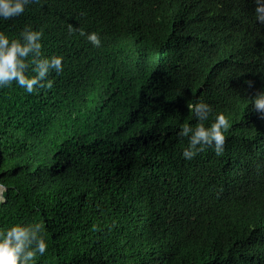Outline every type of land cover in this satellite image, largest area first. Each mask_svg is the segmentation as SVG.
<instances>
[{
	"label": "trees",
	"instance_id": "trees-1",
	"mask_svg": "<svg viewBox=\"0 0 264 264\" xmlns=\"http://www.w3.org/2000/svg\"><path fill=\"white\" fill-rule=\"evenodd\" d=\"M255 0H33L0 20L62 55L52 87L0 88V229L43 225L37 264H264V24ZM69 25L75 31L69 32ZM79 29L98 32L94 47ZM244 67L242 74H236ZM229 120L182 156L187 104ZM1 192V191H0Z\"/></svg>",
	"mask_w": 264,
	"mask_h": 264
},
{
	"label": "clouds",
	"instance_id": "clouds-1",
	"mask_svg": "<svg viewBox=\"0 0 264 264\" xmlns=\"http://www.w3.org/2000/svg\"><path fill=\"white\" fill-rule=\"evenodd\" d=\"M33 0H0V20L19 17L25 12L26 6ZM255 18L264 24V0H255ZM69 25V32L75 31ZM79 34L85 36L94 47L101 46L98 32H85L79 29ZM43 31L25 27L18 36L12 37L0 31V88L8 87L15 82L28 93L39 88H51L53 81L50 73L60 74L64 70L62 55L47 56L43 52ZM252 105L257 112H264V91L258 92L252 98ZM197 123L193 126L184 123L177 135L186 138L188 143L182 156L192 160L208 147H214L220 155L224 151L229 120L223 113H217L210 123L209 116L212 107L204 100L187 104ZM0 191H7L5 185H0ZM2 202V198H0ZM48 250V241L43 225L40 223H16L0 229V264H37V257L43 256Z\"/></svg>",
	"mask_w": 264,
	"mask_h": 264
},
{
	"label": "bare ground",
	"instance_id": "bare-ground-1",
	"mask_svg": "<svg viewBox=\"0 0 264 264\" xmlns=\"http://www.w3.org/2000/svg\"><path fill=\"white\" fill-rule=\"evenodd\" d=\"M243 70H244V67L241 68V69H238V71H234V73H236V74H242Z\"/></svg>",
	"mask_w": 264,
	"mask_h": 264
},
{
	"label": "water",
	"instance_id": "water-1",
	"mask_svg": "<svg viewBox=\"0 0 264 264\" xmlns=\"http://www.w3.org/2000/svg\"><path fill=\"white\" fill-rule=\"evenodd\" d=\"M0 198L3 199V191L0 192Z\"/></svg>",
	"mask_w": 264,
	"mask_h": 264
},
{
	"label": "rangeland",
	"instance_id": "rangeland-1",
	"mask_svg": "<svg viewBox=\"0 0 264 264\" xmlns=\"http://www.w3.org/2000/svg\"><path fill=\"white\" fill-rule=\"evenodd\" d=\"M3 200V199H2Z\"/></svg>",
	"mask_w": 264,
	"mask_h": 264
}]
</instances>
